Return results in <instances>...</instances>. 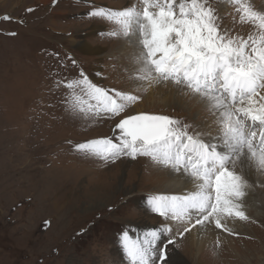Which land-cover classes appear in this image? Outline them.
Segmentation results:
<instances>
[{
	"label": "rangeland",
	"instance_id": "1",
	"mask_svg": "<svg viewBox=\"0 0 264 264\" xmlns=\"http://www.w3.org/2000/svg\"><path fill=\"white\" fill-rule=\"evenodd\" d=\"M262 2L250 0L260 12ZM137 3L0 0V264H130L121 231L132 229L129 235L138 239L139 231L165 225L176 239L168 248L171 264H264V174L255 167H250V187L242 201L249 217L240 220L244 230L230 226L233 234L225 233L233 240H215L203 253L179 239L175 222L148 206L151 196L184 193L172 191L163 169L150 157L106 162L74 147L112 136L119 118L139 113L179 119L204 134L205 141L218 134L214 115L198 97L182 93L176 96L178 104L166 106L154 90L156 83L152 88L131 79L138 66L132 51L123 50L125 37L109 35L115 25L89 15L97 8L120 10ZM210 3L220 27L231 35L247 38L256 30L239 23V14L224 0ZM5 15L11 19H3ZM79 38L101 45L103 51L83 55L71 45ZM81 71L98 87L140 99L115 119L71 111L64 84L80 78ZM149 88L152 96L146 95ZM117 251L124 261L116 258Z\"/></svg>",
	"mask_w": 264,
	"mask_h": 264
},
{
	"label": "snow or ice",
	"instance_id": "2",
	"mask_svg": "<svg viewBox=\"0 0 264 264\" xmlns=\"http://www.w3.org/2000/svg\"><path fill=\"white\" fill-rule=\"evenodd\" d=\"M224 2L234 7L239 23L255 26L247 38L220 27L210 0H138L120 10L97 8L89 13L115 25L111 36L138 37V67L131 79L148 86L171 83L206 104L216 117V143L167 115L119 118L140 97L98 87L83 71L64 84L70 90L69 110L86 117L119 118L112 136L77 144L78 152L106 162L148 156L191 180L190 191L147 199L152 212L177 224L179 237L212 224L233 234L228 220L249 219L242 201L250 185L241 173L255 167L264 174V12L254 10L250 0ZM172 231L165 225L142 240L124 231L120 239L130 264H171L168 248L176 244Z\"/></svg>",
	"mask_w": 264,
	"mask_h": 264
},
{
	"label": "bare ground",
	"instance_id": "3",
	"mask_svg": "<svg viewBox=\"0 0 264 264\" xmlns=\"http://www.w3.org/2000/svg\"><path fill=\"white\" fill-rule=\"evenodd\" d=\"M260 7V10L262 12H264V2H262V5L259 6ZM109 9V8H108ZM97 27V26H96ZM94 37V36H93ZM105 38V37H104ZM103 40V39H102ZM124 40V39H123ZM125 42H127L128 45H124V52L127 53V51L131 50L132 51V54L133 56L136 55L138 53V50H139V45H138V37L137 36H130V37H125ZM131 44V45H129ZM71 45H75L73 46L75 49L77 48V51L78 52H81L83 55H88V54H95V55H100L101 52L103 51V48L101 45H98V44H90L89 41H86L85 39L82 40V41H72L71 42ZM92 45V46H91ZM129 46V47H127ZM126 49V50H125ZM131 54V56H132ZM127 57V56H126ZM129 57V56H128ZM127 57V58H128ZM126 60V59H125ZM127 65V64H126ZM134 65V63L132 64ZM136 65V64H135ZM134 65V66H135ZM138 66V65H136ZM128 68V67H127ZM134 68V67H133ZM140 83V82H139ZM142 83V82H141ZM145 83V82H144ZM143 84V83H142ZM154 84V83H153ZM152 84V88L154 87ZM146 85H148L146 83ZM143 86V85H142ZM146 87V86H145ZM149 87V86H148ZM152 88H149V93H147L146 95H149V96H152L154 90H156L159 94L163 95V98L165 100V102H162L163 105H166V106H172L174 104H178V96L179 94H182V96L185 95V92L182 90V91H179L180 88H178L177 86L171 84V83H156V89H152ZM155 88V87H154ZM148 89V88H147ZM145 95V96H146ZM134 107V106H133ZM207 107V106H206ZM215 117V116H214ZM215 120H216V117H215ZM215 122V121H214ZM218 135V134H217ZM215 135V136H217ZM214 136V137H215ZM211 142L213 143H216L217 141L216 140H211ZM149 164V163H148ZM135 166V165H134ZM158 166V165H157ZM160 168L163 169L164 171V174H165V177L167 179H169V187L172 188L173 190L172 191H184L187 192V191H190L192 190V182L189 178H186L182 173H176L174 172L173 170L171 169H168V168H164L162 166H158ZM229 167H231V165H229ZM151 169V168H150ZM237 171L240 172V168L238 167L237 168ZM256 172H258L256 170ZM244 173H247L248 174V177L245 176ZM253 173V172H252ZM252 173H251V170H250V167H245L244 168V171L241 173L245 179H250L249 177L252 176ZM174 186L175 188L171 187V185ZM181 193V192H180ZM247 207V206H246ZM138 208V207H137ZM138 209H142V206L141 208H138ZM142 210L145 211V209L143 208ZM160 216V215H159ZM233 222V223H232ZM241 225L243 226V222H240V220H235V221H228L227 222V226L230 228V226H233V227H236L237 229H240L241 231H243L244 229L241 227ZM240 226V227H239ZM127 230V229H126ZM151 230H158V229H153L151 227H147L145 228L144 230H141L139 231L138 233V239H143L144 235L151 231ZM238 231V230H237ZM240 237H244V234H240ZM250 237V236H249ZM179 239L183 240L185 242V244L190 247L191 249L194 248L197 252L199 251H203V253H205L208 248L211 246L212 243H214L215 240H221V241H224V240H227L229 239V241H232L233 238L229 235H227L224 231H222L221 229H216L215 228V225L212 224V225H208L206 226L205 228H201L200 226H197L195 228H193L189 233H186L183 237H179ZM250 239V238H248ZM241 240V239H239ZM214 248V247H212ZM214 250V249H213ZM239 258L241 259V256L243 255V251L242 252H239ZM117 255L116 258L119 260H121L120 262L124 261V257L121 253H119L117 251ZM249 255V254H248ZM256 255V253H255ZM238 256V254H237ZM259 256V255H258ZM261 256V255H260ZM122 257V259H121ZM194 257V256H193ZM248 258V257H247ZM252 258V257H251ZM250 259L247 260V262H249ZM126 259V258H125ZM253 259V258H252ZM259 258H256L254 257V260H258ZM198 261V260H197ZM199 262V261H198ZM198 264V263H197ZM200 264V263H199Z\"/></svg>",
	"mask_w": 264,
	"mask_h": 264
},
{
	"label": "flooded vegetation",
	"instance_id": "4",
	"mask_svg": "<svg viewBox=\"0 0 264 264\" xmlns=\"http://www.w3.org/2000/svg\"><path fill=\"white\" fill-rule=\"evenodd\" d=\"M83 34V33H82ZM82 40H84V39H81V38H79V41H82ZM86 40V39H85Z\"/></svg>",
	"mask_w": 264,
	"mask_h": 264
}]
</instances>
